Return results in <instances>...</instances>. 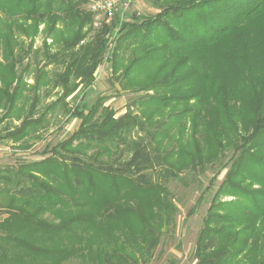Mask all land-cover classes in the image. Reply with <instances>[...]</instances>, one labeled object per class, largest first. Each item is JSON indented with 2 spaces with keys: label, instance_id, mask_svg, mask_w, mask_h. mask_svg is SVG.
Wrapping results in <instances>:
<instances>
[{
  "label": "trees",
  "instance_id": "1",
  "mask_svg": "<svg viewBox=\"0 0 264 264\" xmlns=\"http://www.w3.org/2000/svg\"><path fill=\"white\" fill-rule=\"evenodd\" d=\"M88 1L0 0V123L21 119L0 140L25 146L61 113L80 121L46 159L0 166V264H147L176 210L154 172L215 165L226 172L194 264H264V0H150L156 13L124 21L117 11L92 34ZM40 23L45 38L33 49ZM114 29L112 76L142 93L116 118L101 97L71 107L66 97L90 87ZM137 186L155 193L132 202Z\"/></svg>",
  "mask_w": 264,
  "mask_h": 264
},
{
  "label": "rangeland",
  "instance_id": "2",
  "mask_svg": "<svg viewBox=\"0 0 264 264\" xmlns=\"http://www.w3.org/2000/svg\"><path fill=\"white\" fill-rule=\"evenodd\" d=\"M90 0L84 4L85 11L90 12L88 4ZM158 11L150 0H134L128 11L122 15L121 20L131 21L132 13L136 14L137 19H141L143 16H147ZM92 27L91 34L97 30L103 23L109 24L114 17V14L107 17L103 14L92 13ZM61 25V24H59ZM61 27V26H60ZM45 25L40 23L38 33L34 37L32 48L41 49L42 42L45 38ZM54 34V39L57 38L61 31L60 28ZM116 29L109 32L107 37V49L103 55V58L96 70L94 71V80L90 87L85 91L80 86L74 93L66 97L67 102L71 107L81 105L82 103L92 104L97 98H103V104L106 107H110L113 110V117L116 118L119 115L126 112V107L132 100L140 95L142 92H132L124 90L118 81L112 76L110 55L114 45V36ZM25 43H28L29 38L22 36ZM47 42L52 44V49H55L58 41H51V38H47ZM53 51V50H52ZM24 60H31V56H27ZM60 69V67H59ZM32 79H26V83H31ZM58 88L51 91L50 95L43 96V102L49 101L56 97ZM42 93H45L42 90ZM32 92H28L29 99L25 101V110H27L28 104L31 101ZM72 95H74L73 98ZM45 97V98H44ZM41 103V102H40ZM27 105V106H26ZM43 105V103H42ZM42 109L39 104L37 109ZM36 109V110H37ZM2 113V112H0ZM25 113V112H24ZM21 121L15 120L13 114L10 117L5 118L0 123V135H4L6 128L16 125ZM79 119L76 117H68L66 114H60L52 117L48 125L39 130L40 138H27V145H18V142H13L11 139L0 140V166L16 165L17 163H26L30 161H39L46 159L48 156L54 154L51 150L54 145L64 140L79 126ZM250 128V127H249ZM250 130L243 131L239 129V135H244ZM132 137H138L136 133H132ZM75 143V142H74ZM61 153L65 154V157H73L76 155H82L80 150H74L66 152L58 147L57 149ZM95 148L87 149V153H91ZM52 151V152H51ZM93 153V152H92ZM231 155V150H226L223 161H226ZM114 154L111 155V157ZM99 159L106 160L109 158L108 154H103L98 157ZM226 168L219 169L217 165L213 168H206L203 172H182L178 177L168 176L165 179L160 178L157 172H154L153 181H161L170 194L173 203L176 206V210L173 214L175 217L174 227L170 230H166L160 236V243L157 246L153 257L147 264H194V243L198 230L202 226V220L207 212L208 207L211 204V200L216 190L218 189L221 181L224 179ZM129 197L130 201H137L138 195L142 193L144 195H151L155 193L154 187L145 188L144 186H137L130 188ZM234 196L223 195L222 200H231ZM138 203V202H135ZM147 205V203H144ZM193 208L194 212L187 217L188 211ZM8 213L0 208V219L6 217ZM49 218V213H44L43 217Z\"/></svg>",
  "mask_w": 264,
  "mask_h": 264
},
{
  "label": "built area",
  "instance_id": "3",
  "mask_svg": "<svg viewBox=\"0 0 264 264\" xmlns=\"http://www.w3.org/2000/svg\"><path fill=\"white\" fill-rule=\"evenodd\" d=\"M133 2L134 0H90L88 9L91 13L110 17L117 11H128Z\"/></svg>",
  "mask_w": 264,
  "mask_h": 264
}]
</instances>
